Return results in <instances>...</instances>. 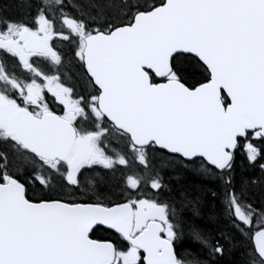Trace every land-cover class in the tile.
<instances>
[{"label": "snow or ice", "instance_id": "1", "mask_svg": "<svg viewBox=\"0 0 264 264\" xmlns=\"http://www.w3.org/2000/svg\"><path fill=\"white\" fill-rule=\"evenodd\" d=\"M48 3L49 0H44L45 5ZM55 3L59 5L61 0H55ZM132 8L131 18L121 28L178 24L174 30L175 36L195 45L197 50L192 47L175 48L168 58L170 70L176 56L191 55L209 70L206 81L217 69L231 81L230 88L225 89V104L233 105V115H245L254 105L264 108V0H151L143 7L134 4ZM51 11L48 9L46 12L39 4L34 9L37 43L43 42L47 34L48 47L58 51L53 47V41L76 37L78 46L74 55L84 65L85 71L93 75L89 70L85 35L113 38L116 37V27L109 22L104 30L98 25L88 29L83 18L61 10L60 20L70 29L69 35L56 30V13L52 12L49 16L48 12ZM141 15H150V18L141 22ZM22 24V21L10 16H0V52L16 58L22 70L29 71L23 66L22 53L8 47L9 43H26ZM214 42L221 43L239 61V73L233 75L226 69L225 57L218 53ZM40 54L29 53V63L32 56ZM62 59L61 55H56L52 57V62L59 66ZM12 79L0 68V80L10 84ZM153 79L167 82L169 73H160ZM56 81H59V74L56 75ZM95 82L103 93L104 85L98 79ZM197 87L191 86V91ZM67 91L71 93L72 90ZM90 100L102 104L103 97H90ZM95 118L98 131L91 134L81 146L82 158L76 162L74 172L71 162L66 163L64 172H60L15 135L5 131V144H20L25 154L10 158L6 151H0L3 157L0 162V186L11 178L19 182L21 189L26 192L24 185L32 183L31 178L24 179L28 175L35 176L40 186L48 187L52 177L44 181L38 172H29L27 166L33 163L37 167L42 164L51 167L66 185L72 187H79L84 171L98 168L109 174L105 179L114 181L123 191L118 193L121 197L119 200L107 205L99 201L96 203L113 211L127 208L134 214H140L137 222L142 220V223L136 233L146 234L147 240L141 245L142 254L138 264H219L226 253L234 251L237 256L232 264H264V201L257 202L249 194L252 187L259 186L264 190V123L253 124L245 131L238 132L237 138L226 140L218 146L173 129L149 130L134 122L129 126L116 125L122 127L129 137L127 150L135 154L134 160L129 161L120 148L105 151L107 144L102 145L101 140L109 129L100 126L99 114ZM107 118L111 121L110 116ZM29 152L36 160L31 159ZM130 164L136 167L122 174L121 183L120 177L114 175L115 170L127 169ZM166 167L204 176L217 191L201 185L170 186L164 174ZM241 167L247 170V178L238 179L237 173ZM217 192L222 194L229 209L232 232L227 237L213 230L210 222L216 218L215 212L206 208L205 195L216 198ZM54 202L67 203L53 201L52 198L33 200L27 195L19 197L13 191L5 192L0 188V264H31L19 256L20 222L22 219L39 221L47 215L41 206ZM100 230L119 235L113 225L102 221H97L89 231L94 234ZM130 264H136V261Z\"/></svg>", "mask_w": 264, "mask_h": 264}, {"label": "water", "instance_id": "2", "mask_svg": "<svg viewBox=\"0 0 264 264\" xmlns=\"http://www.w3.org/2000/svg\"><path fill=\"white\" fill-rule=\"evenodd\" d=\"M150 15H141L140 21L148 20ZM178 26H120L116 28V37L97 35L86 39L89 70L93 73L90 76L94 82L98 79L104 85L100 93L103 102L99 105L105 117L110 116L115 126H129L134 122L149 130L168 128L217 146L237 138L238 132L253 124L264 123V108L258 105L245 115L232 114L233 105L223 102L231 81L218 69L195 91L176 79L151 82V73L171 74L168 58L175 48L197 50L191 41L175 36ZM214 43L218 53L225 57L226 69L233 75L239 73V61L221 43ZM116 128L123 131L122 127ZM9 129L41 157L61 160L70 154L76 135L69 122L51 114L35 118L31 114L14 113L9 119ZM0 188L13 191L19 197L25 195L17 181L11 180ZM41 207L47 215L39 221L22 219L18 233L19 256L31 264H113L115 245L90 237L89 230L97 221L113 225L140 249L147 240L144 233L131 236L133 212L127 208L113 211L93 204L55 202Z\"/></svg>", "mask_w": 264, "mask_h": 264}, {"label": "flooded vegetation", "instance_id": "3", "mask_svg": "<svg viewBox=\"0 0 264 264\" xmlns=\"http://www.w3.org/2000/svg\"><path fill=\"white\" fill-rule=\"evenodd\" d=\"M38 2L39 5L41 4L40 6L45 8L46 12L48 9L52 10L48 12L49 16L52 15V12L56 13V30L59 32H67L69 35H71L70 29L65 27L60 20L62 15L61 10H63V13L83 18L86 21V27L88 29L98 25L104 30L106 24L109 22L113 24L114 22L112 19L101 20L100 18L94 21L86 19L84 11L77 7L74 0H61V4H52V6L45 5L43 0H38ZM80 14H82V16ZM2 15L3 14L0 12V16ZM33 18L34 10L27 12V15L23 18L17 17L14 19L23 22L22 28L26 43L22 41L21 45H16L15 43L8 44L10 50L22 53L24 61L23 66L28 68L29 71H23L16 58L0 52V68L13 77L10 84H5L3 80H0V151H6L10 158L14 155L23 156L25 154L21 150L20 144L15 146L10 144L6 145L3 138L5 131H7L9 135H13L9 129V119L14 113L21 112L24 115L31 114L35 118H42L49 114L57 115L62 121H67L74 127L76 135L73 147L70 154L63 160L44 159L47 160L49 164L55 165L60 172H64L66 170V163L71 162L74 172L76 162L82 158V152L80 151L81 146L84 145L86 139L91 134L98 131L96 128L98 121L95 117L96 114H99L100 126L109 129L108 134L101 140L102 145L105 143L107 144L105 151H110L112 148H120L128 157L129 161L134 160L135 154L129 152L126 147L129 139L128 135L118 130L103 115L100 110L99 102L90 100V97L100 96V89L97 87L88 71H85L81 61L77 60L74 55V51L78 46L77 38L72 37L69 40L57 38L52 44L58 51H53L51 47H48L47 34H45L43 42L37 43L38 38L34 31L37 26L33 23ZM41 22L43 23V21ZM24 25L30 27H24ZM87 37L88 36L85 35V40ZM31 52H38L41 54L32 56L31 63H29V53ZM56 55H61L63 58L59 66H56L52 62V57ZM57 74H59V81H56ZM67 89H71V93H69ZM49 93H54L55 95ZM28 155L31 159L36 160L32 152H29ZM2 161L3 157L0 156V162ZM27 167L29 172H38L41 180L46 181L49 176L52 177V182L48 187H42L36 182L35 176H24V179H32V183L24 185V188L26 189L25 195L33 200L52 198L53 201H67V204L70 205H99L96 203L99 201L107 205L110 203L108 201L112 199V192H116L117 194L114 196L115 199H121L118 193L123 191V189L119 187L115 191L109 189V181L106 180L107 182H103L105 180L104 177L109 174H106L98 168L84 171L83 176L80 178L79 187H72L66 185L62 177L47 165L42 164L40 167H37V164L33 163ZM135 167V165L130 164L127 169L117 168L114 175L118 174L119 176V173H121L122 183V174L133 171ZM9 170H12L11 166ZM71 174L72 173H70V175ZM194 175L211 182L204 176ZM11 180L12 179L9 178L6 180L5 184L9 183ZM110 196L111 198H108ZM224 203L226 209H228L225 200ZM136 216H138V214H134L132 236L137 235L135 232ZM225 220L230 225L229 228L231 229L229 216L225 217ZM100 232L101 230L97 231V233ZM111 233L115 234L114 232ZM91 238L96 239L95 234H91ZM138 252H140L141 256L142 252L140 250H138Z\"/></svg>", "mask_w": 264, "mask_h": 264}, {"label": "trees", "instance_id": "4", "mask_svg": "<svg viewBox=\"0 0 264 264\" xmlns=\"http://www.w3.org/2000/svg\"><path fill=\"white\" fill-rule=\"evenodd\" d=\"M74 2L77 7L84 11L86 19L91 21L100 18L101 20L112 19V21H114V26L118 27L131 18L133 11L132 5L139 4L143 7L145 4L151 2V0H74ZM37 4H39L38 0H0V12L3 14L2 16H10L13 19L17 17L23 18L27 15V12L34 10ZM172 66L173 75L175 77L179 76V79L190 88L193 85H198L206 81V77H209L208 70L205 66H203L199 60L190 55L182 54L176 56L172 62ZM120 174L121 173H119V176L116 174V176L120 177L121 182ZM164 174L166 175L170 186L179 187L184 185H201L206 188H211L213 191H217L212 185V182L203 180L192 173L179 170L173 171L171 168L166 167ZM237 175L238 179L247 178V170L241 167L238 169ZM256 175L259 176V172H257ZM106 180L109 181V189H112L113 191L118 189V186L114 181L105 179L103 182H107ZM115 194L116 192H112V199L119 200L114 198ZM249 194L251 198L257 202L264 201V190H261L259 186L252 187ZM108 198H111V196ZM112 199L111 201H113ZM205 200L206 208L213 210L216 216V218L210 222L211 227L217 232V234L223 233L225 237L229 236L232 230L229 228L230 225L225 220V217L229 216V210L226 209L222 194L217 192L216 198H213L210 194H206ZM94 234L95 238L99 240H109L115 244L121 240L123 244L127 246L129 245V243L124 241L120 236L111 232L101 230L100 233L96 232ZM118 247L121 249L120 246ZM236 256L237 253L235 251L231 254L226 253L225 256L219 260V264H232V261Z\"/></svg>", "mask_w": 264, "mask_h": 264}, {"label": "rangeland", "instance_id": "5", "mask_svg": "<svg viewBox=\"0 0 264 264\" xmlns=\"http://www.w3.org/2000/svg\"><path fill=\"white\" fill-rule=\"evenodd\" d=\"M44 1V0H43ZM55 0H49V3L47 5L52 6L55 5ZM70 24L71 22L68 21ZM140 215V214H138ZM135 232L136 229L140 226V223H142V220L140 223L137 222V216L135 217ZM140 252H138L137 249L131 247L130 245L124 247L118 254H117V260L119 264H130L132 261H138L139 262Z\"/></svg>", "mask_w": 264, "mask_h": 264}, {"label": "bare ground", "instance_id": "6", "mask_svg": "<svg viewBox=\"0 0 264 264\" xmlns=\"http://www.w3.org/2000/svg\"><path fill=\"white\" fill-rule=\"evenodd\" d=\"M41 5V4H40ZM33 9V8H32ZM78 10V9H77ZM78 12V11H77ZM80 12V11H79Z\"/></svg>", "mask_w": 264, "mask_h": 264}]
</instances>
